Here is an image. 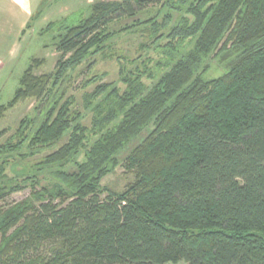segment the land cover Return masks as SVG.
<instances>
[{
    "label": "trees",
    "instance_id": "obj_1",
    "mask_svg": "<svg viewBox=\"0 0 264 264\" xmlns=\"http://www.w3.org/2000/svg\"><path fill=\"white\" fill-rule=\"evenodd\" d=\"M152 6L166 11L150 21L155 39L161 26L170 39L152 85L100 84L82 111L65 100L68 72L104 49L111 25ZM58 31L55 71L35 75V60L0 105L1 121L38 103L0 132V264H264V0H106ZM120 165L133 180L104 187Z\"/></svg>",
    "mask_w": 264,
    "mask_h": 264
},
{
    "label": "rangeland",
    "instance_id": "obj_2",
    "mask_svg": "<svg viewBox=\"0 0 264 264\" xmlns=\"http://www.w3.org/2000/svg\"><path fill=\"white\" fill-rule=\"evenodd\" d=\"M36 1L33 6L34 0H29V7L35 9L26 12L28 20L24 26H18V32H21L19 37L12 38L17 42L13 57L9 59L4 56V52L0 55V105H7L13 100L23 75L35 60H39L35 66V75L55 71L60 56L56 48L59 42L58 30L62 22L65 25L77 23L88 17L92 5L106 0ZM165 12L164 9L160 10L159 6H152L135 17L114 22L110 31L118 33L106 42L104 49L90 57L91 63H84L68 72L60 88V91L65 92V100L75 99L77 109L82 111V107L79 106L82 96L93 92L100 84H112L123 91L126 88L125 78L141 75V81L145 86H151L153 83L151 77L156 68H164L166 56L161 51L170 39L166 36L168 29L161 28L162 26L159 33L164 37L155 39L156 35L151 29L150 21L156 20L161 25ZM123 28L128 29L120 32ZM11 29H14V26ZM37 106L35 100H23L10 109L0 121V132H4L1 142L17 131L22 120L34 117ZM87 115L85 123L90 125V114ZM152 129V125L146 127L121 151L118 155L121 162ZM132 180V175L120 165L114 173L103 179L102 185L119 192ZM30 193V189L16 193L7 199V203L22 201Z\"/></svg>",
    "mask_w": 264,
    "mask_h": 264
},
{
    "label": "crops",
    "instance_id": "obj_3",
    "mask_svg": "<svg viewBox=\"0 0 264 264\" xmlns=\"http://www.w3.org/2000/svg\"><path fill=\"white\" fill-rule=\"evenodd\" d=\"M36 2L34 0L33 6ZM34 9L29 7V0H0V55L4 52L9 59L13 57L17 42L12 38L19 37L18 26H24L28 20L26 12ZM12 26L14 29H11Z\"/></svg>",
    "mask_w": 264,
    "mask_h": 264
}]
</instances>
